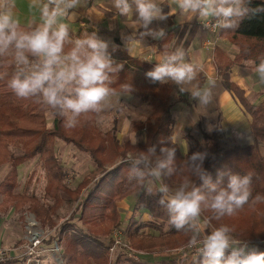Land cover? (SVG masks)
<instances>
[{
    "label": "trees",
    "instance_id": "1",
    "mask_svg": "<svg viewBox=\"0 0 264 264\" xmlns=\"http://www.w3.org/2000/svg\"><path fill=\"white\" fill-rule=\"evenodd\" d=\"M264 6V0H252L251 7ZM92 32L87 27H80L75 36ZM229 35V34H228ZM230 42L238 47L234 58L225 56L219 49H213L217 77L224 90L232 92L241 102L244 111L250 116L249 130L251 143L234 142L226 146V137L221 126V114H217L214 130L200 131L201 138L192 134L185 135L187 151L182 154L176 144V160L179 165L196 151H207L208 158L204 168L213 181L219 170L251 175V190L255 197L264 195V100L253 105L248 100L243 101L242 94L229 79L230 70L236 64L245 61L253 67L264 59V12L246 17L238 22L236 29L230 34ZM113 58L119 62L145 71L153 67L137 62L128 57L122 50L109 48ZM128 66H124L123 70ZM115 74L112 87L120 91L123 84H132L126 80L125 72ZM15 71L11 58H0V166L8 164L10 171L0 182V194L11 201L15 211L25 209L33 214L35 220L43 227L53 229L52 237L45 243L55 242L63 246L66 255L65 264H108V246L102 241L111 229L119 227L122 220L117 210V202L137 193L133 209L124 229L126 237L135 248L156 249L176 248L182 246L191 237L190 231H177L169 224V213L158 203L159 195L153 190L147 194L144 186L128 179L129 165L121 163L131 153L145 151L150 144L157 145L159 154L160 141L172 135L173 115L169 101L168 89L162 85L157 90H145L135 87L132 93L140 100L152 105L148 119L143 124L134 126L136 131L143 130L144 139L132 144L129 140L119 142L110 131L101 133L94 125V116L89 113L80 118L74 128H66L63 118L37 102L35 99L18 98L8 87V81ZM197 86H202L201 75L198 74ZM234 137L231 135L230 138ZM60 140L71 145L79 153L87 156L93 166V171L84 176L77 186L70 189L66 185L68 171L61 165L55 150V141ZM38 159L45 171L44 197L51 202L46 206L35 196L26 193H14L17 186V168L26 162ZM31 176V175H30ZM180 176L166 177L164 182L170 186L179 183ZM227 177H225V182ZM30 181V179H29ZM28 181V182H29ZM154 184L158 181L153 182ZM199 181L197 184L199 185ZM62 195L70 201H76L78 220L84 231H76L71 227L70 217L60 226L52 219L62 204ZM147 220L143 221V216ZM216 228L227 225L233 229V235L250 244L264 242V202L249 203L237 210L232 216L219 220L211 219L212 213L202 214ZM144 229L154 231V234L144 235ZM152 260L151 264H177L174 260ZM12 261V260H11ZM5 261L3 263H8ZM128 264H145L127 261ZM1 263V264H3ZM118 263V262H116ZM187 264H201L200 255L197 260Z\"/></svg>",
    "mask_w": 264,
    "mask_h": 264
},
{
    "label": "clouds",
    "instance_id": "2",
    "mask_svg": "<svg viewBox=\"0 0 264 264\" xmlns=\"http://www.w3.org/2000/svg\"><path fill=\"white\" fill-rule=\"evenodd\" d=\"M88 4L89 0H30L33 14L22 20L17 0H0V58H11L15 68L8 87L18 98L35 99L51 109L63 118L66 128L76 127L80 118L89 113L99 117L112 107V97L131 98L135 91L132 84L121 85L119 92L112 87L114 75L124 65L113 58L108 40L96 31L73 35L66 20ZM109 4L126 22L132 18L127 24L134 32L125 39V45L137 36L142 41L148 36L164 39L165 29L151 25L167 20L177 10L198 18L205 28L223 30L264 12V6L251 7L252 0H109ZM165 5L168 12L164 11ZM112 48L114 51L115 45ZM186 55L182 47L168 51L165 46L155 66L145 72V78L152 84H172L177 94H187L189 100L207 108L213 101L215 81L207 87H186L196 80L199 70L198 65L186 60ZM254 71L264 85V59ZM207 130L213 131L214 126L208 124ZM175 145L176 137L171 135L160 141L159 154L155 144L135 155L129 153L121 161L130 166L128 179L144 186L149 195L154 194L151 183L159 182L155 193L159 195L158 203L167 209L174 229L192 233L189 245H199L201 264H264V251L233 235L229 226L207 231L201 225L205 211L212 213L211 219L219 220L249 203L264 202V195H252L251 175L219 170L213 181L204 168L209 156L206 150L187 155L178 165ZM174 175L181 177L175 186L164 182Z\"/></svg>",
    "mask_w": 264,
    "mask_h": 264
},
{
    "label": "rangeland",
    "instance_id": "3",
    "mask_svg": "<svg viewBox=\"0 0 264 264\" xmlns=\"http://www.w3.org/2000/svg\"><path fill=\"white\" fill-rule=\"evenodd\" d=\"M217 34V30L216 33ZM101 37V36H100ZM110 42V41H109ZM221 46L225 51H229V44L225 41L218 40L216 41H206L203 49V56L206 61L211 62L212 48L214 46ZM233 51V48L231 49ZM148 60L152 61V57H147ZM123 71L125 72L126 80L129 83H132L135 87H142L145 90H157L162 85L152 84L145 78V70L134 68L130 65ZM115 78V76L113 77ZM196 80H194L190 85H187L189 89L195 88ZM209 84L204 85L207 87ZM168 89V96L171 105V112L173 115V130L172 135L176 137V144L179 146V149L182 154H185L187 151V143L184 140L186 134L190 133L194 137L201 138V130L206 131L207 125H214L217 114H221V125L223 133L226 137V146L231 145L234 142L240 143H251L252 136L249 130V121L248 116L244 113L243 109L239 104L231 107L232 110L229 113V109L225 110V107L222 106L223 102V91L220 84L215 81V87L213 88V101L207 108H204L198 105L195 101H191L188 98V95H179L176 93L175 86L172 84L164 85ZM227 92V91H224ZM224 107V108H223ZM152 105L140 100L137 96L133 95L131 98H117L112 97V107L102 112L99 117L97 114L94 116V127L101 133L110 131L115 135L116 139L121 142L123 140H137L143 141L144 132L143 130L136 131L134 126L143 124L146 119H148L151 112ZM102 117V119H100ZM136 123V125L134 124ZM231 135L234 137L230 138ZM260 149L264 151V145L260 144ZM55 150L61 165L68 171V176L66 178V185L73 189L77 186L80 180L93 171V166L87 156L79 153L71 145H66L60 140L55 141ZM128 155V154H127ZM127 157V156H126ZM10 166L4 164L0 166V182L3 180L5 175L10 171ZM45 171L41 162L38 159H33L29 162L24 163L23 165L17 168V186L14 189V193H26L32 196H35L46 206H50L51 202L44 197V185H45ZM31 175V176H30ZM30 179V181H29ZM29 181V182H28ZM175 186V185H172ZM152 189L158 187L157 183H151ZM62 204H60L59 209L53 215L52 219L56 225H61L63 222H67L66 219L70 217V225L76 231H84L82 224L78 220L79 212L76 201H70L66 196L62 195ZM120 206V205H119ZM128 207L130 205H127ZM130 212L127 210L122 211L121 224L119 227H114L111 229L110 233L107 236L102 237V241L110 245L111 239L119 238L120 241L128 242L133 249L138 251H143L145 253H155L158 254L156 257L151 259L160 260V259H171L174 260L177 264H187L192 260H197L198 254L193 257L190 253L179 248H184L186 245H189V240L182 246L168 249V248H156L152 250L148 249H139L135 248L131 241L126 237L125 227L127 225L128 217ZM147 220V216H143V221ZM206 217L202 215L201 225L206 228L207 231H211L214 227L205 221ZM119 230L121 236L114 233V231ZM53 229H48L47 227L41 226L34 218L33 214L27 212L25 209L20 211H15L10 200L6 197H3L0 194V250H11L14 249V252L19 255L21 253V245L24 244L25 239L29 237V234L34 235L35 232H40L43 234V246L47 249L44 253V262L43 264H54V260L61 258L63 264L66 261V255L64 253L63 246H59L60 253L59 255H54L49 251L50 245L46 244L45 241L52 237ZM144 235L154 234V231L149 229H144ZM38 233V234H40ZM117 239V240H119ZM258 248L259 251H264V242L258 244H250ZM116 252V251H115ZM122 252V251H119ZM166 255H163L165 254ZM14 254V253H13ZM115 255V253H114ZM168 256V257H165ZM20 259V260H19ZM10 261L3 264H23L21 258ZM128 260H123L122 258H116L115 264H128ZM135 263H145L151 264L148 261L142 260L141 262ZM108 264H110V254L108 253Z\"/></svg>",
    "mask_w": 264,
    "mask_h": 264
},
{
    "label": "crops",
    "instance_id": "4",
    "mask_svg": "<svg viewBox=\"0 0 264 264\" xmlns=\"http://www.w3.org/2000/svg\"><path fill=\"white\" fill-rule=\"evenodd\" d=\"M29 4L30 0H17V11L22 20L27 19L33 14L34 10L29 7ZM164 11H169L166 5L164 6ZM131 20L132 18H129L127 22L131 23ZM66 22L69 23L74 36L80 27H87L91 31H96L101 38L110 41L109 48L115 45V49L122 50L131 59L151 67H154L157 63L158 58L165 51V46H167L168 51H172L176 47H182L187 53L186 60L198 65L197 81L199 80V74L203 81L201 87L209 84L210 81H217L221 86V82L216 73L213 49H219L230 59L234 58L238 52L237 45L230 42L229 39L230 34L236 27L230 30L217 28V34H215L216 32L211 33L203 26L198 18H191L181 13L179 10L169 16L167 20L154 21L151 25L152 28L165 29L166 37L164 39H153L148 36L142 41L137 36L130 38L126 45L125 39L133 34L134 29L128 26L124 17L116 15L109 4V0H89L87 8L75 10L69 15ZM214 39L216 41H225L229 44V51L231 53L225 51L221 46L216 45L212 48L211 62H209L206 61L203 56V49L206 41H214ZM232 48L233 51H231ZM147 57H152V61L148 60ZM254 69L255 67H253L252 63L249 61H245L239 65L236 64L230 70L229 79L241 92L243 101L248 100L253 105H257L264 100V85L258 82V77ZM222 91V97L223 100H225L222 106L225 107V110L229 109L230 113L232 110L231 107H235L236 104H239L243 109L241 102L232 92H224L226 90L223 88ZM244 113L248 116V121L250 123V116L245 111ZM130 142L132 143V141ZM136 196L137 193H133L117 202V210L121 216L124 210L129 211L131 214ZM127 205L130 206L128 207ZM149 262L151 263L152 260H149Z\"/></svg>",
    "mask_w": 264,
    "mask_h": 264
},
{
    "label": "built area",
    "instance_id": "5",
    "mask_svg": "<svg viewBox=\"0 0 264 264\" xmlns=\"http://www.w3.org/2000/svg\"><path fill=\"white\" fill-rule=\"evenodd\" d=\"M211 33H215L217 28L210 26L209 28H206ZM40 232H35L34 235L29 234V237L25 239L26 242H24L23 245H21V253L17 255L14 252V249L11 250H0V264L5 261H13L16 259L21 258L23 260V264H43L44 262V253L47 251V249L43 246V234ZM117 235L121 236V232L119 230L114 231ZM119 239V238H117ZM117 239H111V243L108 246V253L110 254V264H115L116 258H122L123 260H128L131 262H141L142 260H146V256L156 257L158 254L155 253H145L143 251H138L132 248V246L126 242V241H120ZM199 245L193 247L190 245H186L184 248H179L180 251L184 249L187 250L188 253L191 254V256L195 257L199 252L197 251V248ZM50 252H52L54 255H59L60 249L59 246L53 242L50 245ZM116 251V252H115ZM122 251V252H119ZM14 253V254H13ZM115 253V255H114ZM163 255H166L163 254ZM168 257V256H165ZM20 260V259H19ZM54 264H63V260L61 258H57L54 260Z\"/></svg>",
    "mask_w": 264,
    "mask_h": 264
}]
</instances>
